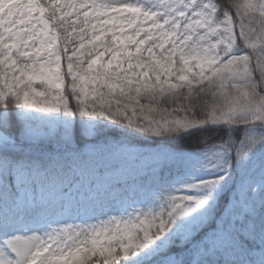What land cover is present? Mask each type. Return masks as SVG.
Wrapping results in <instances>:
<instances>
[{
  "label": "snow or ice",
  "instance_id": "obj_1",
  "mask_svg": "<svg viewBox=\"0 0 264 264\" xmlns=\"http://www.w3.org/2000/svg\"><path fill=\"white\" fill-rule=\"evenodd\" d=\"M0 264H264V0H0Z\"/></svg>",
  "mask_w": 264,
  "mask_h": 264
}]
</instances>
